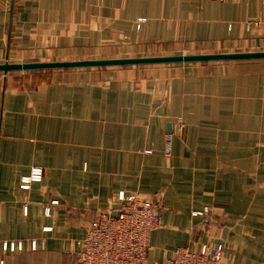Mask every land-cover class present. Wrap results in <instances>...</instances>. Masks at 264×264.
<instances>
[{"label":"crops","instance_id":"0c3cea01","mask_svg":"<svg viewBox=\"0 0 264 264\" xmlns=\"http://www.w3.org/2000/svg\"><path fill=\"white\" fill-rule=\"evenodd\" d=\"M171 51H264V0H0V63ZM9 73L0 264H72L121 191L162 200L149 264L204 244L222 264H264V59L57 70L21 85ZM34 167L42 179L23 182ZM13 241L23 249L5 250Z\"/></svg>","mask_w":264,"mask_h":264},{"label":"built area","instance_id":"2783aa9c","mask_svg":"<svg viewBox=\"0 0 264 264\" xmlns=\"http://www.w3.org/2000/svg\"><path fill=\"white\" fill-rule=\"evenodd\" d=\"M185 124L180 121V130ZM168 151L170 134L167 135ZM43 169L34 167L23 182L39 181ZM57 204L58 201L52 202ZM116 206L108 208L90 221L85 234L76 241V253L72 264H149L150 236L162 228L163 204L160 197L121 191L115 197ZM207 211V210H206ZM50 214V207L46 208ZM32 248H36L33 241ZM5 250L21 251V242H6ZM223 251L216 246L204 244L199 251L177 247L160 264H222ZM3 264V262H1Z\"/></svg>","mask_w":264,"mask_h":264},{"label":"water","instance_id":"95a60500","mask_svg":"<svg viewBox=\"0 0 264 264\" xmlns=\"http://www.w3.org/2000/svg\"><path fill=\"white\" fill-rule=\"evenodd\" d=\"M264 59V51L234 52V53H211L190 55H163V56H140L126 58L106 59H79L61 61H39L14 63H0V72L7 74L15 71H36L53 69H79V68H103L111 66H140L152 64H172L190 62L211 61H238V60H260Z\"/></svg>","mask_w":264,"mask_h":264},{"label":"rangeland","instance_id":"374dc122","mask_svg":"<svg viewBox=\"0 0 264 264\" xmlns=\"http://www.w3.org/2000/svg\"><path fill=\"white\" fill-rule=\"evenodd\" d=\"M190 54H200L199 52H183L182 54L176 51H171V52H167V54L165 55H190ZM155 56V55H161V54H157V53H152L149 56ZM147 56V55H144ZM75 60V59H74ZM46 61H59V60H46ZM21 63H26V62H21ZM59 69H53V70H36V71H15V72H10L9 74H12V76H16L17 79H19L18 83L21 84H27L28 82H41L45 79L48 78V76L53 73L56 72ZM63 70H67V69H63ZM29 84V83H28Z\"/></svg>","mask_w":264,"mask_h":264}]
</instances>
